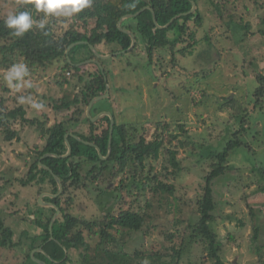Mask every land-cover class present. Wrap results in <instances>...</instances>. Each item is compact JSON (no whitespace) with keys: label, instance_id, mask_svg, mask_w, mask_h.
Masks as SVG:
<instances>
[{"label":"rangeland","instance_id":"rangeland-1","mask_svg":"<svg viewBox=\"0 0 264 264\" xmlns=\"http://www.w3.org/2000/svg\"><path fill=\"white\" fill-rule=\"evenodd\" d=\"M216 1L223 6L222 18L216 15L212 5L208 10L206 0H197L204 23L198 27L190 22L182 44L174 50L157 49L152 61L148 53L143 54L139 50L117 57L116 66L121 73L119 94L114 93L117 89L113 68L107 67V80L112 85L113 97L118 99L114 108L116 122L133 126V144L138 143L141 137L147 141H153L157 135L169 139L179 133V124L185 125L188 131V135L180 136L179 141L165 145L178 151L177 159L182 170L175 175L165 150L159 159L148 160L145 167L131 163L122 172L116 163H111L109 169L100 165L101 182L91 183L89 178L93 179V175L88 176L87 172L93 166L84 165L82 173L89 187L73 194L79 195L73 210L82 219L99 221L109 212L118 215L131 208L142 211L147 205H152L149 236L133 240L136 235L125 246L113 243L109 248L117 252L121 247L133 253L138 247L152 250L159 246L167 251L164 253L172 255L183 244H189L190 247L182 248L184 258L180 264H214L203 245L191 243L190 233L186 230L189 223L195 224L201 218L200 203L206 198V207L214 217L212 228L218 235L217 247L224 263L264 264V98L256 105V97L253 96L261 87L259 77H264V35L261 34L264 31V0ZM210 10L213 14L209 13ZM15 11L14 0H0L1 16ZM110 21L109 16L101 24L91 20L89 30L99 26L109 28L113 25ZM59 22L58 34H61L62 30L69 28V19L60 17ZM247 25L249 28L244 30ZM191 33L195 34L194 39H190ZM170 39L173 40L172 33ZM97 48L108 51L103 44ZM142 50H147L145 45L141 46ZM72 58L77 62L82 57L72 55ZM162 62L170 65L162 67L164 70L160 72L158 65ZM60 68L57 65L46 73L40 72L42 78L38 73L34 78L30 77L29 73L26 79L30 78L33 87L20 93L12 92L0 78L4 108L23 107L29 121L25 122L21 117L9 120V125L18 135L17 140L10 142L7 141V130L1 129L0 124V207L6 226L14 230L15 242L20 244L19 248L10 249L0 246V264H38L32 255L30 262L26 258L27 254L37 252L35 249L42 248L38 247L42 232L30 221L36 218L32 212L39 209V205L52 219L56 215L48 212L53 207L40 204L39 199L44 193L36 196L37 187H24L20 183L27 179L30 166L36 161L37 150L44 149L48 130L64 121L68 122L65 127L69 133L74 130L82 135L90 133V125L84 119L80 123L72 122L76 107L62 112L54 107L56 100H74L81 96L85 84L80 83L79 78L84 77L88 81L97 67H84L81 72L67 76L68 79L59 78ZM28 93L44 104L43 110L17 103L18 96ZM89 114L94 119L97 117H93L91 112ZM244 120L246 130L241 126ZM164 128L168 129L164 131ZM235 133L243 145L231 154L227 171L214 175L215 168L219 167L215 157L224 150L228 141L234 139ZM85 141L80 145L82 151L92 147ZM133 171L138 173L136 178L132 176ZM156 174L174 188L169 202L165 197L162 200L163 206L159 205V197L151 189ZM145 183L148 184L146 190ZM42 198L44 200L46 196ZM17 210L24 213L19 214L18 211L16 215L14 211ZM255 229H260L257 239ZM25 231L30 237H37L33 247ZM170 235H174V239L170 240ZM85 236L88 238L89 232ZM98 240L95 238L92 244ZM43 256L36 255V258L44 260Z\"/></svg>","mask_w":264,"mask_h":264},{"label":"trees","instance_id":"trees-1","mask_svg":"<svg viewBox=\"0 0 264 264\" xmlns=\"http://www.w3.org/2000/svg\"><path fill=\"white\" fill-rule=\"evenodd\" d=\"M16 2V11L30 10L32 5L28 3V0H14ZM195 1L196 4L197 0ZM209 5L215 8L216 15L222 18L223 6L216 0H206ZM137 5L133 10L130 5ZM150 6L154 9L157 21L160 26H166L176 16L186 14L191 11L192 3L189 0H93L92 6L85 12L69 19L68 29L63 33L58 34L60 29L59 18H50L46 24V29L49 31V35L45 36L40 29H34L26 34L23 38H16L9 34V30L4 25V16L0 14V68L7 69L13 63L24 62L28 65L30 77H35L38 73L39 77L46 71L60 65L59 78L65 77L68 79V74L74 72H80V67L74 65L75 61L72 55H76L78 51L85 49V53L82 54V58L79 62H84L88 59H96L102 64L105 62L99 60L91 51L88 45H78L74 47L69 54H67L70 46L78 42H88L94 47H98L101 44L117 45L121 51H128L132 45L131 37L118 29V23L121 18L129 13L136 14L140 8ZM201 9L197 10L187 16H182L177 19L168 29L160 30L155 27L152 13L150 10L144 11L138 17H136V25L123 24L122 28L125 30H131L138 36L147 40V53L150 61L153 59V54L157 49L170 48L174 50L177 45L182 44L185 35L189 29V23L194 22L198 27L204 23V17L201 14ZM34 18H42V14L33 12ZM110 17V22L113 24L109 28L104 29L99 27L97 32H91L89 30V24L91 20L101 23L106 17ZM244 30L248 29V25L243 27ZM173 35V40L170 39V34ZM264 35V31L261 32ZM195 34H190V39H194ZM135 48L127 53H135L139 50V39L137 40ZM182 52V51H181ZM186 52V51H185ZM184 53V52H182ZM70 58V61L68 59ZM164 61V60H163ZM175 62V61H174ZM176 63H173V65ZM170 65L169 62H162L158 65L160 72L162 67ZM97 71L89 75V80L86 81L84 77L79 78L80 83H84L85 86L82 90L81 96H77L74 100L59 99L55 101L54 109L62 112L64 110H71L72 107H76L77 113L72 117V122L80 123L85 120L90 125L89 135L77 134L83 140L93 143L98 146L103 156L108 155V143L110 137V119L104 117L98 122L93 123L86 117V108L90 105L91 101L96 97H99L106 93L107 81L105 76L98 66ZM172 69V68H171ZM162 70V71H161ZM41 72V73H40ZM108 76V73H107ZM58 78V79H59ZM30 79V78H29ZM39 80V79H38ZM259 81L261 87L258 88L253 96L256 97V105L260 104L264 98V77L260 76ZM30 95V93L25 96ZM67 100V102H65ZM5 102L0 97V120L2 127L7 130V141L17 140V133L13 130V126L9 125V120H17L22 118L23 121L29 122L26 119V110L23 107H17L15 109H6L2 105ZM62 103V104H61ZM226 101L225 104H227ZM60 104V105H59ZM98 111L93 113L96 115ZM71 122V121H70ZM34 123V122H33ZM68 122H58L48 130V135L45 136V147L43 150H37L36 161L30 166L29 172L26 176L27 179H23L20 183L26 187L32 185L38 188L37 195L42 193L58 194L59 187L53 176H58L64 187L63 193L55 198L51 199L46 197L45 202H49L58 206L61 210L60 218L55 222L53 226V236L55 240H51L50 224L52 216L45 214L44 208L37 207L35 209L36 218L31 219V223L36 226L42 233L40 234L41 245L46 252L51 256V261L48 260L42 253H36V255H42L43 261L48 264H180L182 257L184 258V248L190 247L189 244H183L181 249L174 251L172 255L164 253L159 246H155L152 250L149 248L142 249L135 248L133 253H128L125 247L119 248L118 252L113 250L111 245L121 243V246H125L128 241L141 239V237H148L151 233V210L152 205L149 204L142 211H135L131 208L128 211L120 212L118 215L109 212L102 220L88 221L79 217L74 212V206L79 198V195L73 196L77 191L87 190L89 187L85 184V178L83 176V170L85 164H91L93 167L87 174L93 175L91 183L101 182L103 174L100 173V165L102 168H106L111 163L119 164L121 171L123 172L130 164H139L141 167H145V164L150 159H159L162 153L167 152L169 155V164L173 168L174 175L181 171L180 163L178 162V151L166 147V143L172 144L173 141H179L180 136H187L185 125H177L179 133L172 135L169 139H165L161 135H157L153 141H147L144 137H141L138 143H132L133 137L131 131L134 130L133 126L115 124L112 153L107 161L101 160L98 151L93 147H86V151H82L80 145L82 143L75 138H69L73 152L67 159H58L55 157H48L42 159L46 154H56L63 156L67 153L68 148L65 142V136L69 133L65 124ZM243 124V125H242ZM241 126L246 130L245 120L241 123ZM168 128H164V131ZM234 139L227 142L224 150L217 154L215 157L218 161L219 167L215 168L214 175H220L227 171V162L231 154L237 149L241 148L243 143L238 137V133L234 134ZM182 144V143H180ZM89 162V163H88ZM40 163L49 167L50 171L40 167ZM99 164V166H96ZM99 173H96V172ZM133 177H137L138 173L133 171ZM151 174V171H150ZM149 178V177H146ZM154 182L151 186L152 192L155 196L159 197V205L163 206L164 197L169 202V196L174 194V188L172 185L165 183L161 180L160 175H154ZM149 180V179H148ZM147 183L144 184V190L147 188ZM88 186V187H87ZM76 192V193H75ZM119 192V191H118ZM207 197V195L205 194ZM205 198L200 203L201 218L195 223H189L187 226V232L190 233L191 243H197L204 246V250L208 253V257L214 264H225L220 256V249L217 247L218 235L212 228L214 217L210 214V209L206 207ZM38 204V202H37ZM170 205V204H168ZM29 204L27 207L29 208ZM19 210L14 211L18 215ZM56 214L55 209H49L48 212ZM20 213H24L22 210ZM3 211L0 207V246L5 249L19 248V243L15 242L14 230L7 227L5 219L2 217ZM98 229V231H96ZM114 229L115 232H111ZM260 229H255V238H258ZM89 232L88 238L85 233ZM26 237L30 238L33 247L38 239L37 237H30L28 232ZM95 238H98V243L92 244ZM169 239H174V235H170ZM186 246V247H185ZM37 247V248H38ZM159 248V249H158ZM183 248V249H182ZM67 250V257L66 252ZM138 250L140 251L138 253ZM72 256V257H71ZM30 262V254L26 256ZM54 261V262H52ZM263 259L261 257V263ZM263 264V263H262Z\"/></svg>","mask_w":264,"mask_h":264},{"label":"clouds","instance_id":"clouds-1","mask_svg":"<svg viewBox=\"0 0 264 264\" xmlns=\"http://www.w3.org/2000/svg\"><path fill=\"white\" fill-rule=\"evenodd\" d=\"M28 3L32 5L30 10L10 12L3 20L9 34L13 37L23 38L34 29H40L47 36L49 31L46 29V24L50 18L75 17L88 10L93 0H28ZM33 12L42 14V18H34ZM28 76L29 68L24 62L13 63L9 68L0 70V78L15 93L33 87L31 80L26 79ZM17 103L28 104L38 111L45 107L31 95L18 96Z\"/></svg>","mask_w":264,"mask_h":264},{"label":"water","instance_id":"water-1","mask_svg":"<svg viewBox=\"0 0 264 264\" xmlns=\"http://www.w3.org/2000/svg\"><path fill=\"white\" fill-rule=\"evenodd\" d=\"M189 1H191V3H192V9H191V11L188 12V13H186V14L176 16V17H175L174 19H172V20H171L166 26H160V25H159V23H158V21H157V18H156L155 11H154V9H153L152 7H150V6H147L146 8L142 9L141 11H139V12L136 13V14H133V15H126V16L122 17L121 20H120V22L118 23V29H119L120 31H122L123 33L129 35V36L131 37V40H132V45H131V47L128 49V51H123V53L125 54L126 52H129V51L133 50V49L135 48L136 44H137V39H136L135 35H134L132 32L123 29L122 26H121L122 23L125 21V19H127V18H136V17H138L140 14H142L144 11H146V10H150L151 13H152V17H153V21H154L155 27H156L157 29H160V30H165V29H168V28H169V27H170V26H171V25H172L177 19L181 18L182 16L191 15V14H193V13L196 11V9H197V4H196V2H195V1H192V0H189ZM78 45H88V46L90 47L91 51L94 53V55H95L97 58H99V59L105 60V59H108V58L110 57V56H102V55L97 51V49H96L93 45H90L88 42H78V43H76V44L70 46V48L68 49L67 54H69L70 51H71L74 47H76V46H78ZM93 62L97 63L96 60H93ZM98 66H99L100 70L102 71V73H103L104 76H105V73H104V70H103V66H102V64H101V63H98ZM106 81H107V79H106ZM109 87H110L109 84H107V86H106V94H105L103 97H102V96H99V97H96L95 99H93V100L91 101L89 107H88V115H89L91 121L94 122V121L98 120V119H99L100 117H102V116H108V117L110 118L111 125H110V137H109V143H108V155H107V156H103L102 151H101V149H100L98 146H96V145L93 144V143L87 142L90 146L94 147V148L98 151V154H99L101 160H103V161H106V160L110 157V155H111V153H112V142H113V134H114L115 119H114L113 114H111V113L100 114V115H98V116L94 119V118H92V117L90 116L89 111L91 110V108L93 107V105H94L97 101L102 100V98L107 97V96L109 95ZM69 138H75L76 140H78V141H80V142H83V139H81L80 137H78V136H76V135H72V134H67V135L65 136V142H66V145H67V148H68L67 153H66L65 155H63V156H59V155H56V154H46L44 157H42V159H44V158H48V157H55V158H58V159H61V158H62V159H67V158H69V157L71 156L72 152H73V147H72V144H71ZM85 142H86V141H85ZM83 143H84V142H83ZM40 167L46 169L47 171H50V172L53 174V172L51 171V169H50L49 167L45 166L44 164L40 163ZM53 176H54V178H55V180H56V182H57V184H58V187H59V192H58V194L54 195V194L44 193V194L42 195V196H46V197L51 198V199H55V198L59 197V196L63 193V191H64V187H63V183H62L61 179H60L58 176L54 175V174H53ZM42 196H41L40 199H39L40 204H41V205L43 204V205H46V206L53 207V208L56 210V215L54 216V218L52 219V222H51V224H50V231H51L50 233H51V235H52L51 240H54L55 238H54V236H53V226H54L55 222L57 221V216L61 214V210H60V208H59L58 206H56L55 204L45 202V201L43 200ZM34 251H38V252H41V253H45L44 250H43V248H39V249H36V250H34ZM65 252H66V255H67L68 252H67L66 249H65ZM31 255L34 257V261H36V263H38V264H47V263H45V262H43V261L37 259V258L35 257V252H33ZM48 257H49V256H48ZM49 258H50V257H49ZM50 259H51V258H50Z\"/></svg>","mask_w":264,"mask_h":264},{"label":"crops","instance_id":"crops-1","mask_svg":"<svg viewBox=\"0 0 264 264\" xmlns=\"http://www.w3.org/2000/svg\"><path fill=\"white\" fill-rule=\"evenodd\" d=\"M142 1H150V0H142ZM208 7V10H209V4L207 5ZM137 7V5H135V4H131L130 5V8L131 9H135ZM147 6H145V7H142V8H140V10L139 11H141L142 9H144V8H146ZM199 7V5H197V8ZM199 8H201V7H199ZM197 10V9H196ZM138 11V12H139ZM137 12V13H138ZM209 13L210 14H213V10H210L209 11ZM128 15H133L132 13H129ZM135 19L136 18H127V19H125V21L122 23V25L123 24H128V25H133V26H135L136 25V22H135ZM101 24V23H100ZM96 26V25H95ZM100 27V26H99ZM99 27L98 28H96V29H92V30H90L91 32H97V30L99 29ZM129 31V30H128ZM130 32H132L131 30H130ZM133 33V32H132ZM134 35H135V37H136V39H137V36H136V34L135 33H133ZM138 39H139V52L140 53H143V54H145V53H147V50H142L141 51V46L143 45H145V46H147V40L146 39H143V38H141V37H139L138 36ZM137 39V40H138ZM137 43H138V41H137ZM103 45L105 46V49L107 48L108 49V51H106V50H101L100 48H97V47H95L96 49H97V51L102 55V56H110L108 59H105V60H102V59H99V60H101V61H103V62H105L104 64H102V66H103V70H104V73H105V80L107 79V77H109V74H108V76H107V67H112L113 68V80H114V82H115V88L117 89L116 91L114 90V93H117V94H119V89L121 88L120 86V84H121V82H120V80L121 79H118L119 78V76H120V70L117 68V64H116V60H117V57H119V56H124V55H126L127 54V52L124 54L123 53V51H121V49H120V47L119 46H117V45H115V44H113V45H109V46H107V45H105L104 43H103ZM146 51V52H145ZM85 53V49H82V50H80V51H78L77 52V54H76V58H78V57H82V54H84ZM68 61H70V58L68 59ZM80 60H78L77 62H76V60L73 62V64L74 65H77V66H79L80 67V69H83L84 67H88V66H98V63H99V61L97 60V63H95V62H93V59L91 60V59H88V60H86V62L85 63H81V62H79ZM81 63V64H80ZM106 64H108L107 66H105ZM99 67V66H98ZM106 67V68H105ZM138 69V68H137ZM80 72H81V70H80ZM138 72H139V69H138ZM110 73V72H109ZM111 74V73H110ZM139 76V75H138ZM153 82V84H154V81H152ZM107 84H109V95L107 96V97H104V98H102V100H99V101H97L94 105H93V107L91 108V114H93L94 113V111H98V113L96 114V115H94L93 117H96V116H98V115H100V114H105V112H111V114H113V116H114V119H115V124L117 123L116 122V118H115V115H114V113H115V107H117V105H118V102L116 101V100H118V99H116V96H114L113 97V89H112V85H110V83H109V79L107 80ZM80 87V86H79ZM76 88L78 89V86H76ZM106 94V93H105ZM105 94H103V95H101L102 97L105 95ZM146 98H147V95L145 96ZM43 99H44V97H42ZM108 104H110L109 106H108ZM89 107V106H88ZM88 107L86 108V117L87 118H89L88 116L89 115H87L88 114ZM89 112V113H90ZM103 117H108V116H102V117H100L98 120H96V121H92L93 123H96V122H98L100 119H102ZM90 119V118H89ZM91 120V119H90ZM71 133H69V134H72V135H76L77 136V134H81V132H78V131H76V130H74V131H70ZM83 133V132H82ZM5 224H6V222H5ZM36 253H41V252H35V254ZM31 255V254H30Z\"/></svg>","mask_w":264,"mask_h":264},{"label":"flooded vegetation","instance_id":"flooded-vegetation-1","mask_svg":"<svg viewBox=\"0 0 264 264\" xmlns=\"http://www.w3.org/2000/svg\"><path fill=\"white\" fill-rule=\"evenodd\" d=\"M91 60H92V59H91ZM93 60H96V59H93ZM96 61H97V60H96ZM43 246H44V245H43ZM43 246H41V247L43 248V250H44V252H45V253H43L44 256H45L48 260L51 261V259H50L51 256L46 252V250L44 249ZM35 250H36V249H35ZM48 256H49L50 258H49ZM30 257H31V255H30ZM35 257H36V254H35ZM66 257H67V256H66ZM37 259H38V258H37ZM41 261H43V260H41ZM43 262L47 263L46 261H43ZM52 262H54V261H52ZM54 263H55V262H54ZM56 263H57V264H60L61 262H60V261H57ZM47 264H48V263H47Z\"/></svg>","mask_w":264,"mask_h":264},{"label":"built area","instance_id":"built-area-1","mask_svg":"<svg viewBox=\"0 0 264 264\" xmlns=\"http://www.w3.org/2000/svg\"><path fill=\"white\" fill-rule=\"evenodd\" d=\"M68 75H69V76H71V74H70V73H69Z\"/></svg>","mask_w":264,"mask_h":264}]
</instances>
